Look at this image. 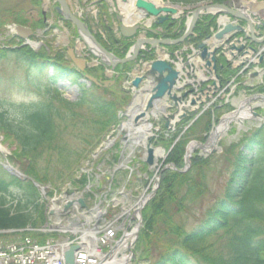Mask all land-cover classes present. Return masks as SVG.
Wrapping results in <instances>:
<instances>
[{
    "label": "rangeland",
    "instance_id": "374dc122",
    "mask_svg": "<svg viewBox=\"0 0 264 264\" xmlns=\"http://www.w3.org/2000/svg\"><path fill=\"white\" fill-rule=\"evenodd\" d=\"M36 1L41 3L33 4V2ZM67 1L70 5V8L72 9V12L79 13L82 18L86 20V22H89L92 32L98 34L100 26H102V28L107 26L109 29H107L106 27L104 30L100 31L102 32V38L104 40H108L109 37H111V39H120L121 34L118 31L120 23L119 21H117V19L121 15L125 16V12L124 10H122V6L117 3V1L119 0ZM227 1L233 2L237 0ZM238 1L242 2L241 5L245 6V10H248V8H251V10H255L256 7L259 6L258 3L261 2V0ZM248 1L250 6L247 7L245 3ZM49 2L50 4L48 5V8H46V0H0V11H7L2 14V21L4 24L2 25L0 33V48L8 47L9 45L13 44H16L15 46H17L20 44V42H18V40H16L12 36V30L14 25H21V22L17 23L18 21L23 22V20H26L27 23L23 24L24 26L30 27L33 30L39 29L38 36L33 39V42L40 45L36 52H47L46 54L51 57V60L54 63H59L65 66L67 69L69 67L72 69L76 68L75 65H73V63L71 62V57L68 52L74 49L75 46H77L75 30L71 23L63 22V20L60 18L61 16L59 15V17L56 14V4L53 1ZM159 2L161 6L175 5L183 13L185 11H193L195 8L205 7V5H207L208 3H213L209 1L205 3H197L194 4V6L183 5L182 7L180 5L181 3H176L174 0H159ZM254 3L257 6L251 7V5H254ZM124 5L126 6V3ZM44 13L45 17H47L46 19H48L47 23L43 21L44 17L42 16V14ZM214 25H216V23H214ZM185 46H189V44H185ZM110 48L114 52L118 50L116 46H110L109 49ZM128 49H126L125 51L126 54L128 53ZM121 50L123 52V49ZM81 54L84 57H88L87 60L89 62V65L93 64L95 58L91 54H88L87 49H84ZM92 68L93 74L96 73L98 75H101V73L103 72L102 67L97 68L96 66H93ZM106 71L107 68L104 66V75H106ZM85 85L87 86L88 84L86 83ZM47 88L48 82L45 77L35 78L31 74L27 76V73L23 69L15 67V65H13L12 63L0 64V111L5 110L8 111L11 115H14V110L16 109V107H32L34 105H37L38 103H47L49 100H51L49 99L50 97H48V94L45 93L47 92ZM56 88H59L61 90L62 97L67 101L71 100L73 102H78L81 99L82 94L80 88L76 87L70 82L58 83V85H56ZM90 88L91 86L89 87V89ZM120 88L121 87H112V89H108L107 91L103 88L99 89L98 91L91 90L94 97H102L107 104L109 103L110 105H112V103H114L115 107H117L115 109V115L116 119L118 118V121L115 122V124H111L109 128L103 131V133L101 132V128L95 127V131L98 132H94V129L93 127H91L92 125L90 123H92V117H95V113L93 112L95 108L91 101V104L86 103L80 106L79 109H77L75 114L76 118L73 122L76 125L75 129L73 128V126L69 129H65L60 137L59 143L62 142L61 146H63V148L66 149L67 152L71 153L80 151V154L82 153V157L84 156L80 161V165L78 166V172H80L81 170H87L88 172L93 171L95 173L94 169H97L98 167L102 168V172H104L105 175L107 174L106 171L109 172L106 176L103 175L99 177L96 174L92 176V183L94 185L91 191L94 194H105V192L108 193L109 189H106L104 187L109 184V180L107 179V177L111 176L113 180L112 193L117 195H114V199L116 200L115 202L118 205L116 206L115 204H113V200L111 198V200H109L107 203H103V205L101 206L102 210L100 211L103 212V210H107L105 212L106 214H104L103 212L104 218H117L118 216H121L119 221H124V223L128 222V224H131L132 226L129 227L131 229H136L139 223L138 217L136 216L139 199H141L143 195L149 197L147 205L142 210L143 213L146 207L149 206L151 201L158 194L159 187L162 184L164 175L166 173L171 172L180 174L184 172H192L191 175H189V177L191 178V182L187 183L188 185L184 184L183 187L180 188L181 191H179L178 193V198H181L186 194L184 196L185 198L183 199V206L180 207V205L177 204H173L171 206L170 210H168L171 221L167 223L169 225L171 224L172 226H184L187 232L193 231V229L203 223V219L207 216V213L210 211V209L223 197L229 175L233 171L234 161L239 157V154L244 153L243 142L253 134L259 124H257L256 122L252 123L253 125L246 124L242 129H240L237 123L232 122V125L228 128L227 132L222 133L223 136L221 137V140L216 144L217 146L214 148V150H211L208 153L201 151V149L199 148L194 150L191 156V161L195 159H202L200 164L195 166L194 169L192 168L193 164L190 165L188 170L185 169L184 166L179 168L174 164L173 161H169L170 157L168 161L166 160L165 163H162V159L159 158L158 166L156 168H151L149 166H146L143 162L145 154V149L143 148V146L137 147L134 151L135 153L132 154V156L129 155L131 152L130 147L132 141L127 142L125 146L123 140L125 135L120 132L121 128L119 126L120 124L121 126H123L127 121V118L124 116V110L126 109V106H123V104L121 103L120 98L123 96V94H120ZM122 88L123 89H121V91L123 92L124 85H122ZM235 91L237 93L235 95L237 96V100H239L240 97H243L242 89H235ZM128 92L129 89H125L124 95H128ZM253 95L254 93H249L247 96L252 98ZM227 101L228 100H226V98L219 99L220 109H218V111L215 110L217 122L215 121L214 123V120L211 121L212 117H214L215 115L210 109V113L207 112L203 118L199 119V122H197L198 124L196 126L197 128H195V130H189L181 136V147L179 148L182 149L183 147L186 152V150L189 148L188 146L192 145L193 143H201L205 145L210 137L209 134L212 131L218 129L214 127L219 126L218 121L221 119V117L230 114L231 111H234L232 109V106ZM215 108L212 109L214 110ZM262 111H264V109ZM149 115L150 114H148V116ZM160 120H163V118L157 116V120L155 122V119L150 115L149 122L153 124L152 127H154V129L157 125L160 126L161 129L163 128V126L160 125ZM140 125L141 124H139L138 126ZM92 129L94 133L93 137L95 139H98V134L100 133L99 139H101V143L99 145H96L95 147L92 146L91 143L83 141L90 138V134L92 135ZM90 130L91 132L89 133ZM88 133L89 135H87ZM169 133L171 134L167 137H165L166 133H161V139L157 137L160 139V141L158 139V143L154 144L153 148H157L158 146L168 152L172 143L176 139H178L179 135L182 132L178 130L177 132ZM111 142H113L114 144L111 145ZM52 151H46V153H44L40 157L39 161L37 160L38 167L41 168L42 165H48V168L52 166L54 168V171H60L62 170V166H60L55 152ZM185 152H183L182 150L181 155L184 156ZM122 155L124 157L122 158V160L120 159V162H118L117 159ZM0 156H2L3 159L1 164L5 167H11L14 170L11 173L12 176L18 178H22L25 175L29 176L27 174L29 173L30 168V158L27 159L22 156L20 154L19 145L16 140L12 136H5L4 133H1V131ZM105 158H109L111 162L103 164ZM36 159H38V157H36ZM182 162L184 165L183 160ZM173 166H175V168L178 170H183V172L179 173L178 171L173 170ZM75 172L72 177H63L60 178L61 180L59 181L56 180L59 179L58 175L60 174H56L55 172H53L52 180L46 182V184L36 183L31 177L29 179L32 183H34V185L36 184L37 187H39L37 189L41 198V196H45L43 195V193L41 195V187L43 188V192L45 191L47 193H54L58 191L57 189H59L64 183L73 181V179L76 180V177H79V173L76 174ZM100 184L103 187L99 186ZM123 190L125 192L126 198L118 194V192L122 193L120 191ZM79 193L82 194V190H79ZM85 194L91 195L89 194V192H85ZM147 197L144 198V201L147 199ZM43 198L44 201L40 204L42 205V212L46 213L49 209L50 204L49 200H47V196ZM117 200L121 201V204H119ZM122 204H127L128 207L130 206L128 209H126L127 211H130V216L128 214L122 215V208L124 206ZM141 228L142 225L139 226L138 235L142 230ZM157 230L161 234V241L163 243H167V237L165 236V234H163L164 231L167 230L165 225L160 223V226ZM52 235H54V239L59 241L68 239V237L73 240L76 239L72 234L62 235L53 233ZM214 240L215 239H212L211 241ZM69 242L72 243L71 240H69ZM218 242H220L221 244L223 243L221 240ZM155 255L157 254L155 251H153V253H151L150 255L151 257L149 258L153 262L155 260L154 257H156Z\"/></svg>",
    "mask_w": 264,
    "mask_h": 264
},
{
    "label": "trees",
    "instance_id": "16d2710c",
    "mask_svg": "<svg viewBox=\"0 0 264 264\" xmlns=\"http://www.w3.org/2000/svg\"><path fill=\"white\" fill-rule=\"evenodd\" d=\"M174 1L186 5L215 2V0ZM36 3L41 2H33ZM5 12L7 11H0V33L4 24L2 14ZM19 22L21 25L27 23L26 20L17 23ZM196 28L202 34L200 38L205 37L209 30L202 21ZM110 40L114 46L119 45L115 53L123 57L129 44L111 37ZM15 45L0 48V64L12 63L15 67L23 69L27 76L31 74L35 78L45 77L51 88L60 81H72L80 87L82 99L79 103L68 102L62 97L61 92L52 88V91L45 92L51 99L47 103H38L32 107H16L14 115L7 111L1 112L0 131L5 136H12L19 145L20 154L27 159L30 158L32 162L29 161L27 175L28 178L34 179V182L46 184L52 180L53 172L60 174L56 181L63 177H72L84 156L82 157L80 151L67 152L59 140L65 129L72 126L75 129L76 125L73 122L77 109L86 103L91 104L92 101L95 117H92L91 127L93 129L99 127L103 133L111 124L118 121L115 115L117 107L114 103L107 104L102 97H94L91 90L98 91L99 88L92 86L88 89L80 82L83 77L80 72L54 63L47 52L39 53L29 46ZM120 100L124 106L128 99L124 96ZM93 129L91 139L83 141L95 147L101 143V139L100 133L98 139L93 137ZM94 132L98 131L94 129ZM246 143H248L246 152L239 154L234 161L223 197L210 209L203 223L191 232H187L184 226H172L167 222L171 221L168 212L171 206L173 204L183 206L186 194L178 198V193L184 184L191 182L189 175L192 172L180 174L170 172L164 175L158 194L143 212L144 226L135 250L139 262L142 260L148 264H264V128L255 131L253 137ZM179 147L180 144L170 155L169 161H173L181 168L184 166L181 155L184 149ZM50 150L55 152L62 170L54 171L51 165L50 168L48 165L38 167L40 157ZM254 151L255 155L252 154ZM2 160L0 156V241L29 236L43 242L44 235L38 232L8 233L27 228L40 229L47 222V217L42 212L41 198L34 183L30 179L23 180L12 176L1 164ZM201 161L202 159L193 160L192 168L194 169ZM85 181L83 178L80 184L83 185ZM160 223L167 229L163 233L167 237V243L161 241V234L157 230ZM212 239L215 240L211 241ZM220 240L222 244L218 242ZM153 251L157 254L154 262L149 259Z\"/></svg>",
    "mask_w": 264,
    "mask_h": 264
},
{
    "label": "water",
    "instance_id": "95a60500",
    "mask_svg": "<svg viewBox=\"0 0 264 264\" xmlns=\"http://www.w3.org/2000/svg\"><path fill=\"white\" fill-rule=\"evenodd\" d=\"M57 2H59L62 6V8L64 9V18L65 20H69L70 22H73L74 25L76 26V29L78 30V33H80L81 38L85 41V39H89L91 41V43H93V45L95 46V48L89 47L90 51H94L97 55V57L103 60V58L108 59L110 62L106 63L109 67L111 66H116L117 64H125L127 62H131L138 54V50L140 48V44L138 43L135 46V56L132 58H126V59H121L119 60L118 58H116L113 54H109L105 51V49L96 42L95 38L93 37V35L91 34V32H89V30L87 29V26L81 22V20H79L77 17L75 18L71 12H69L66 1L63 0H56ZM125 2L128 0H124ZM136 9H138L140 11V13L142 14L143 17L146 16H150L151 18L155 19H159L158 24H162L165 21H168L169 18L167 16H162L163 14H177L178 11L175 8H168V7H162V8H157L154 4H150L149 2H147L146 0H138L136 2ZM216 8H221L220 5H216V6H205L203 8L197 9L192 13V21H191V25H190V30L188 32V34L192 33V30L194 29V25L197 21V19L199 18V16L202 14L203 11L205 10H209V9H216ZM230 14H232L231 12H228ZM162 16V17H161ZM236 16H240L242 17L240 14H236ZM142 29H145V27H141ZM139 26H130V27H126L124 25L121 26V31L123 33V35L127 38H131L132 36L136 35L137 32L139 31V29H141ZM235 31H243V28L238 26H232L230 24H228L227 26H223V29L218 31L217 34L214 36V38L216 40H219L220 42L217 43V45H213V52H208V49H206L205 45L200 46V48L204 49V52L202 54V57L205 59L209 56H211V59L213 60V63L216 64L217 63V59H215L214 53L218 51V49L221 48L222 46V41L226 40V37L235 32ZM16 36H18L21 39H26L29 37L33 36V32L25 27H16ZM164 44H167L166 41H163ZM79 60V59H78ZM76 60L75 62L77 63ZM81 63H83V60H79ZM83 68V67H81ZM215 69V66H214ZM165 72H168V74L166 76ZM151 73L154 75L155 73H158L159 77L157 79V85L155 86V89L152 91V97L151 100L149 102V107H152V103L153 101L157 100V99H162L164 96H166V93H169V91L174 87L175 85V80L177 78L178 73L174 72L171 68V66L166 63L165 61H156L154 62V64L151 66ZM89 81H92L94 84H96L97 86H101V84L92 76H88L87 77ZM141 83V79L137 78L133 84L136 87H139ZM104 86L108 87L109 85L106 83L104 84ZM144 116V115H141ZM140 117H137V120ZM151 153V151H150ZM152 157H150L149 159V163H152ZM7 169L12 173L14 170L11 167H7ZM83 206H85L84 204H82ZM131 257L132 259H135L136 256H134L133 253H131ZM66 264H75V259H74V252L71 251L69 252L66 256ZM122 264V263H120Z\"/></svg>",
    "mask_w": 264,
    "mask_h": 264
},
{
    "label": "built area",
    "instance_id": "2783aa9c",
    "mask_svg": "<svg viewBox=\"0 0 264 264\" xmlns=\"http://www.w3.org/2000/svg\"><path fill=\"white\" fill-rule=\"evenodd\" d=\"M98 228L97 231L101 232L98 244L102 247L108 246L115 238L114 226L107 223ZM62 253L57 243L41 246L26 239L21 243L0 244V264H64ZM99 253L98 249L96 254ZM76 264H98V259L95 255H89L87 250H81L76 254Z\"/></svg>",
    "mask_w": 264,
    "mask_h": 264
},
{
    "label": "bare ground",
    "instance_id": "6f19581e",
    "mask_svg": "<svg viewBox=\"0 0 264 264\" xmlns=\"http://www.w3.org/2000/svg\"><path fill=\"white\" fill-rule=\"evenodd\" d=\"M137 1L138 0H129L126 3V6H125L122 3L123 1L122 0H119V2L121 3L120 6H122V10H124V12L126 13L125 14V21H126V23L128 25L134 24L136 22H139L140 21L139 19H141V17H142V14L139 13V11L135 8ZM147 2H149L150 4L151 3L154 4L157 8L162 7L160 5L159 0H147ZM237 104L240 105L239 108H242V106H245V108L248 109V107L250 106V101L247 100V99H242L241 102H238ZM234 116L236 118V113H235V115L233 114L231 116H228L226 119L231 120V118H233ZM249 116L251 117L250 113L247 110L246 112L244 111L242 114H239L238 115V119H239V121L242 120V119L244 120V118H247ZM188 128H189V126L186 127V129H188ZM225 128H226L225 125H222L221 128H219L215 133H219L222 130H224ZM186 129L184 131H181L182 133L179 135L178 139H176L172 143V145L170 146V149L168 150V152L164 151L163 149H160V151H159V158L162 159V163H165L166 160L168 161L170 155L173 153V151L179 145L180 138L185 133ZM144 133H145V135L149 133V131H148V125H147L146 122L144 124H142V126H140V128H135L134 132L131 134V136H133V138H134V143L141 141V139H142L141 137L144 135ZM136 134H138V135H136ZM157 166H158V160H157L154 168H156ZM144 196L145 195H143L141 197V199L138 201V205L140 203H142V201H143L144 198L147 197V196H145V197ZM127 204L123 206V209H128L130 207V206L128 207ZM127 213L129 214L130 211L128 210ZM118 217L121 218V216H118ZM120 228H121V225L118 224L117 231L120 230ZM64 229H66V228H64ZM75 230H81V229L78 228V227H75L74 228V231ZM96 232H97V228H95V229H85V230L80 231L79 233L77 232L82 237V241L84 242V245H82V246H75L74 249L73 248H69V246L65 245V247L60 248L61 251L63 252L62 253V256H66L71 251H73L74 254H75L77 251H79L80 249H82L81 247H85V248H87V250L89 252H93L94 253L95 250H96V247H95L96 246L95 245V243H96V236H95L96 235ZM82 241H81V243H82Z\"/></svg>",
    "mask_w": 264,
    "mask_h": 264
},
{
    "label": "flooded vegetation",
    "instance_id": "af4514ba",
    "mask_svg": "<svg viewBox=\"0 0 264 264\" xmlns=\"http://www.w3.org/2000/svg\"><path fill=\"white\" fill-rule=\"evenodd\" d=\"M55 3V2H54ZM53 3V4H54ZM56 4V6H55V12H56V14L59 16V15H61L60 14V12H58V3H55ZM61 11V10H60ZM54 12V13H55ZM60 17V16H59ZM47 17H44V22L45 23H47V21H48V19H46ZM62 20H63V17L61 16L60 17ZM63 22H64V20H63ZM175 23V24H174ZM171 25H172V27L169 29V31H171V30H175L174 31V33H171V34H169V33H165V34H163L162 36L160 35V37H158V39L159 40H162V42H163V40L164 39H166L165 37H167V38H171V39H175V38H177V37H179V38H181V37H183L184 35H182L183 33H181V31H180V29L178 30V28L180 27V25H181V23L180 22H173V23H171ZM196 27L197 26H195V29H196ZM180 31V32H179ZM196 33H199L198 31H195ZM148 35H153V34H151V33H147L146 34V36L148 37ZM202 35V34H201ZM192 36V35H191ZM155 38V37H154ZM192 37H189V39H191ZM152 39V38H151ZM192 39H195L194 37L192 38ZM141 39H139L138 37L137 38H135V40H134V44H137L138 42H140V43H143V40L142 41H140ZM195 42H196V39H195ZM77 44V43H76ZM149 44V43H148ZM75 48V47H74ZM175 54H176V52L175 53H172V56H175ZM116 72H117V76H115L116 78H117V80H121L122 79V77H123V75L122 74H120V69H117L116 70ZM190 116L191 115H188V117H186V119H188V118H190ZM184 122V120L182 121V123ZM197 124L198 123H196V122H194L193 124H191V125H189L188 124V122H185V123H183L182 125L183 126H180L176 131H184L185 129H186V127L189 125V128L188 129H186V131H189V130H195V128H197L196 126H197ZM208 129V128H207ZM175 131V132H176Z\"/></svg>",
    "mask_w": 264,
    "mask_h": 264
}]
</instances>
